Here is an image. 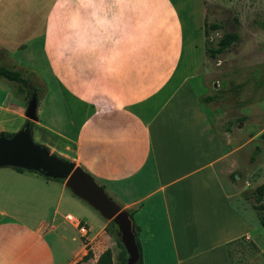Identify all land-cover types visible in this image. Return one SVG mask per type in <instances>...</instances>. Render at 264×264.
Instances as JSON below:
<instances>
[{
	"label": "crops",
	"instance_id": "1",
	"mask_svg": "<svg viewBox=\"0 0 264 264\" xmlns=\"http://www.w3.org/2000/svg\"><path fill=\"white\" fill-rule=\"evenodd\" d=\"M42 1L10 0L17 8L0 21V66L25 76L36 44L50 75L33 140L132 213L142 264H264V228L228 190L242 146L215 130L211 102L196 93L201 20L187 49L174 0H48L39 20ZM4 81L0 135L29 123L27 90ZM23 170L0 167V264H64L56 246L67 250L79 232L64 210L68 188Z\"/></svg>",
	"mask_w": 264,
	"mask_h": 264
},
{
	"label": "rangeland",
	"instance_id": "2",
	"mask_svg": "<svg viewBox=\"0 0 264 264\" xmlns=\"http://www.w3.org/2000/svg\"><path fill=\"white\" fill-rule=\"evenodd\" d=\"M174 1L188 31H186L187 49H190L189 40L193 38L196 41L200 40L199 20L202 24L204 51L202 49L201 74L194 81L197 90L195 91L199 92V95L213 99L209 106L214 113L211 121L215 130L223 136L229 130V146H242L233 156L236 163L233 176L238 174L239 177L233 180L229 174L228 179V190L232 195L233 206L244 214L243 205H245L244 201H247L259 218L260 214L264 213V199L257 205L254 201V191L259 185L264 184V0ZM48 2V0L42 1L39 20L41 17L43 20ZM9 4L10 0H1L0 21L10 7ZM10 8L12 13L13 8H17L16 3ZM14 12L16 13V10ZM211 24L217 25L219 29L210 30L208 26ZM205 29H209L213 45L226 33H236L239 39L225 53L211 59L206 56L205 52ZM33 49L34 55L26 57L25 66L29 68V71L25 73V76L37 89L38 99L43 103L48 93L47 86L52 87V83L44 56L38 45L35 44ZM15 59L21 62L18 56ZM36 72H39L46 81L44 82L46 89L43 82L39 81ZM0 80L5 82L2 78ZM0 87L3 88L0 89L1 102L6 86L2 84ZM4 115L0 112V122L4 120ZM15 123L12 121L7 127L11 129ZM30 123L31 128L36 124L32 121ZM3 135L9 137L14 134L7 131ZM34 142L37 145L40 144ZM51 154L59 157L52 152ZM97 183L102 185L98 181ZM107 194L109 195L108 192ZM66 195L70 203L67 202L65 205V212L79 220L86 221L88 224L86 223L85 226L89 231L86 236L77 231L76 242L72 240L71 235L67 250L61 249L60 244H57L58 259L65 260L64 264H96L93 251L111 249L114 264H123L125 250L114 222L104 218L69 189ZM87 247L92 250L93 257L90 260H83L87 254Z\"/></svg>",
	"mask_w": 264,
	"mask_h": 264
},
{
	"label": "water",
	"instance_id": "3",
	"mask_svg": "<svg viewBox=\"0 0 264 264\" xmlns=\"http://www.w3.org/2000/svg\"><path fill=\"white\" fill-rule=\"evenodd\" d=\"M38 102L37 93H34L26 110L29 123L21 131L11 137L0 135V167L37 171L45 177L63 180L76 197L87 202L104 218L114 222L126 252V264H139L141 252L128 211L109 197L81 166L54 156L49 149L34 142L30 122L38 121Z\"/></svg>",
	"mask_w": 264,
	"mask_h": 264
},
{
	"label": "trees",
	"instance_id": "4",
	"mask_svg": "<svg viewBox=\"0 0 264 264\" xmlns=\"http://www.w3.org/2000/svg\"><path fill=\"white\" fill-rule=\"evenodd\" d=\"M209 29L211 30H218L219 27L217 25L211 24L208 26ZM209 29H205V52L206 56H208L211 59L217 58L220 54L225 53L229 48H231L234 43H236L239 39L238 34L236 33H226L215 45L211 44V39H210V31ZM0 78L6 79L8 81L16 82L19 83L23 88L27 90V99H31L33 96L34 92L37 91L35 87H33L30 83V80L26 77H24L23 73L20 71H15L12 69H9L5 66H0ZM213 99L208 98L207 102H211ZM11 137V135H9ZM17 171L23 172V169L20 168H15ZM238 175V174H237ZM237 175H232L233 179H236ZM46 179H51V178H46ZM63 181V180H62ZM104 190L105 186L100 185ZM264 199V184L259 185L255 191H254V201L258 205L260 204ZM259 208V207H258ZM129 217L131 221L133 220V215L132 213H129ZM259 222L261 226L264 228V213L260 214L259 216ZM134 227V225H133ZM136 227H134L135 229ZM136 232V231H135ZM137 244L141 252V245L140 242L137 239ZM125 257L123 260V264H126V252ZM93 257V252L92 250L87 247V254L83 257V260H90ZM142 256L139 264H142ZM96 264H114L113 261V253L111 249H106L98 258V261Z\"/></svg>",
	"mask_w": 264,
	"mask_h": 264
},
{
	"label": "built area",
	"instance_id": "5",
	"mask_svg": "<svg viewBox=\"0 0 264 264\" xmlns=\"http://www.w3.org/2000/svg\"><path fill=\"white\" fill-rule=\"evenodd\" d=\"M67 220L70 222H74L79 232H81L84 236H86V234L88 233L87 228L85 227V225L82 224V222L79 219L73 217L72 215H68Z\"/></svg>",
	"mask_w": 264,
	"mask_h": 264
}]
</instances>
